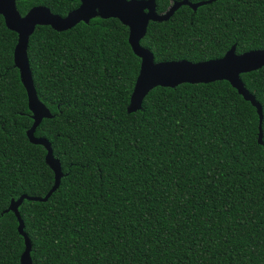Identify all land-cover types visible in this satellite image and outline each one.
I'll list each match as a JSON object with an SVG mask.
<instances>
[{
    "label": "trees",
    "instance_id": "16d2710c",
    "mask_svg": "<svg viewBox=\"0 0 264 264\" xmlns=\"http://www.w3.org/2000/svg\"><path fill=\"white\" fill-rule=\"evenodd\" d=\"M175 1L155 0L156 11ZM38 5L65 16L79 1H16L21 15ZM16 42L0 15V264H20L25 247L10 201L43 198L54 184L45 148L26 134ZM140 44L155 62L264 49V0L182 5L150 21ZM27 56L53 115L34 136L63 173L45 201L18 207L32 264H264V66L240 74L260 122L226 80L156 86L128 113L141 60L116 18L37 25Z\"/></svg>",
    "mask_w": 264,
    "mask_h": 264
},
{
    "label": "water",
    "instance_id": "95a60500",
    "mask_svg": "<svg viewBox=\"0 0 264 264\" xmlns=\"http://www.w3.org/2000/svg\"><path fill=\"white\" fill-rule=\"evenodd\" d=\"M16 1L0 0V15L4 19L5 25L17 34L13 53L14 65L19 71L21 83L26 90L28 108L33 120L32 126L26 134L31 143L42 145L45 148L46 163L54 173V184L43 198L23 194L16 200L12 199L6 209V211H12L15 214L19 223L18 232L24 238L25 247L20 257V264H32V260L30 257L31 243L23 231L18 207L24 199L45 201L56 190L63 175L58 159L53 156L50 143L44 137L34 136L35 128L41 120L53 116L37 96L27 56L29 37L37 25H48L55 31H64L79 22L88 23L95 17L116 18L125 25L128 28L130 47L141 60L139 73L127 106L128 113L140 110L144 97L156 86L173 88L182 83H208L226 80L245 100L250 101L255 106L261 122L262 108L255 97L245 88L240 79V74L264 66V49H254L237 54L235 45H233L222 57L215 59L199 62H191L185 59L155 62L150 50L140 44L150 21L167 20L182 5H188L195 11L198 6L214 0L195 3L189 0L175 1L163 13L156 11L155 0H78L79 5L68 11L65 16L53 13L50 8L42 5L34 6L24 15H21L17 9ZM261 137L260 131L259 142H261Z\"/></svg>",
    "mask_w": 264,
    "mask_h": 264
}]
</instances>
